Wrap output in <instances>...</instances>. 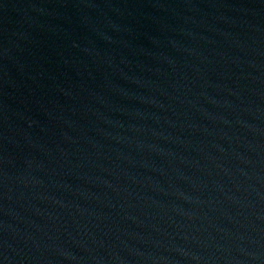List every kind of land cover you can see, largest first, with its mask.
<instances>
[{
	"label": "water",
	"instance_id": "obj_1",
	"mask_svg": "<svg viewBox=\"0 0 264 264\" xmlns=\"http://www.w3.org/2000/svg\"><path fill=\"white\" fill-rule=\"evenodd\" d=\"M0 264H264V0H0Z\"/></svg>",
	"mask_w": 264,
	"mask_h": 264
}]
</instances>
